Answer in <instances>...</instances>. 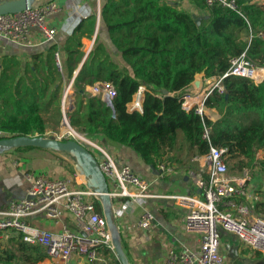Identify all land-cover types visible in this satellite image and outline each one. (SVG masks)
Listing matches in <instances>:
<instances>
[{
	"label": "trees",
	"instance_id": "16d2710c",
	"mask_svg": "<svg viewBox=\"0 0 264 264\" xmlns=\"http://www.w3.org/2000/svg\"><path fill=\"white\" fill-rule=\"evenodd\" d=\"M183 1L106 0L101 20L121 61L99 36L88 53L83 48L82 39L95 34V14L67 36L69 50L60 64V46L55 41L31 52L26 63L17 55L2 56L0 129L8 136L57 131L63 117L64 83L72 81L75 106L68 113L69 122L88 138L103 136L131 147L154 167L164 164L172 169L195 168L193 157L211 145L227 147L232 170L258 164L264 172V157L256 160L258 151H264V80L256 83L242 75L225 76L223 91L214 88L204 101L205 107L218 111L216 120L200 114L196 106L189 110L183 106L198 74L222 76L231 60L244 52L255 64L264 65V36L260 35L264 2L237 0L235 10L189 0L196 12L185 8ZM96 82L114 86L112 105L86 91L87 85ZM141 86L148 89L143 109L131 111L128 104ZM96 208L102 212L99 200ZM256 210L264 214V202H258ZM99 255L107 264H121L114 250L100 247ZM46 257L45 248L21 238L10 239L0 250L2 264H37Z\"/></svg>",
	"mask_w": 264,
	"mask_h": 264
},
{
	"label": "built area",
	"instance_id": "2783aa9c",
	"mask_svg": "<svg viewBox=\"0 0 264 264\" xmlns=\"http://www.w3.org/2000/svg\"><path fill=\"white\" fill-rule=\"evenodd\" d=\"M205 2L208 6L219 4L238 9L237 0ZM60 10L61 6L57 0H37L29 9L0 15V36L24 46L53 42L57 29L49 25L48 20ZM260 35L264 36V32ZM58 63L60 64L59 60ZM228 75L246 76L259 83L264 80V65L255 64L245 52L242 53L231 60V66L224 75L211 77L217 81L204 92V95L189 93L185 95L183 106L188 110L196 106L197 111L204 114L205 99L216 87L223 91L221 80ZM100 83L101 87H94L96 94L111 104L116 89L109 82ZM72 87L73 83L70 81L63 99L64 119L68 118L70 109L75 106V99L72 94L70 96ZM147 90L145 86L139 88L132 100L131 111H142ZM190 98L192 99L189 100ZM6 135V132L0 129V138ZM204 137L209 138V129L205 130ZM100 149L102 154L101 156L97 154L96 157L106 176L114 201L116 198L127 197L130 201L142 202L148 197L159 196L149 192V181L137 174L129 164H118L104 148ZM227 157V147L213 145L207 152L193 157L194 163L200 166L197 181L202 190L201 196L161 195L188 206L189 212L184 227L188 231L200 234L198 248L186 247L179 251L173 247L168 248L163 264H223L225 256L221 252L222 230L237 237L246 248L264 255V215L248 203L251 194L247 191L246 185L252 179V174L249 169H243L241 175L229 174ZM160 168L162 177L171 171V168L164 164H160ZM26 177L30 182L27 196L12 200L5 210L0 211V250L10 239L21 238L29 245H40L45 248L48 257L53 258L56 264H70L73 254L84 256L89 263L97 261L98 264H107L99 255V249L105 247L114 250L111 232L105 216L96 208L98 194L85 185L80 179V174L76 172L59 178L29 172ZM64 210L75 218L76 230L67 226L60 231L40 229L30 226L25 221L27 216L39 211L58 221ZM155 225L154 213L145 210L138 221V226L151 229ZM225 249L230 251V245L228 244Z\"/></svg>",
	"mask_w": 264,
	"mask_h": 264
},
{
	"label": "crops",
	"instance_id": "0c3cea01",
	"mask_svg": "<svg viewBox=\"0 0 264 264\" xmlns=\"http://www.w3.org/2000/svg\"><path fill=\"white\" fill-rule=\"evenodd\" d=\"M57 1L61 6V10L52 16L48 20V23L57 29L54 41L59 43L60 46V52L57 54L59 62L69 50L67 36L79 22L93 14L97 16L95 34L91 39H82L83 48L88 53L92 49L95 39L99 36L100 41L104 42L110 48L118 61H121V57L112 44L109 33L101 20V9L106 0ZM182 4L191 11L199 12L189 0H184ZM47 45L48 43H40L33 46H24L0 36V59L4 55H17L23 63H26L30 60L29 56L31 52L42 49ZM216 81L217 80L214 78L205 77L204 74L197 75L188 88V93L202 96L207 89L216 83ZM69 82L70 81H66L64 83L61 95L62 106L66 86ZM94 87H101V83L96 82L92 85H87L86 91L90 92L92 95H97ZM72 93H74L73 87L70 91V96ZM132 106L133 102L131 101L128 104V108L131 109ZM204 114L212 120H216L219 117L218 111L214 108L205 107ZM46 133L52 134L54 131L49 130ZM63 133L62 131V134ZM78 140L88 146L95 156L97 154L101 156L102 150L100 148H104L114 157L118 164H129L137 174L149 181V192L159 195L148 197L142 202L130 201L127 197L116 198L114 201L124 248L130 264H163L168 248L173 247L179 251L186 247H199L200 234L188 231L184 227L185 218L189 212L188 206L161 195L192 194L201 196L202 190L197 181V172L200 170V166L195 164V168L181 167L172 169V167H170L171 171L166 172L162 177L160 176V165L154 167L146 163L135 150L127 145L113 142L100 135L95 138L86 137ZM23 154H25L27 158L24 161H18V155L22 156ZM262 157H264V151L259 150L256 160ZM72 162V160H69L68 155L63 152H56L38 147L29 150L11 149L0 153V211L5 210L12 200L27 196V191L30 187V182L26 177L27 173L32 172L34 174H44L59 178L66 177L77 172L74 166L73 170L69 167L73 165ZM64 163L68 166L66 167ZM243 169H249L252 174V179L247 183L246 189L251 194L248 203L253 205L256 210V204L258 202H264V172L260 169L258 164H255L253 167H244L235 170L229 167V174L241 175ZM255 185H257V187H255ZM145 210H150L155 215L156 225L151 229L138 226V221ZM25 221L30 226L52 231H60L65 226L73 230L77 229L75 218L66 210L63 211L58 221L47 217L43 211L35 212L27 216ZM227 235L232 237L233 240V235L230 233L224 234L222 232L221 252L225 256L223 264H230L227 253L232 252V250L226 251L225 249L228 244L231 249H233V246L238 247L237 255L239 259L249 257L254 260L252 264H258V260L263 258L264 255L262 253L261 255H257L258 252L245 248V246L241 245L242 243L236 245V241L234 240V244L227 238L223 240V237ZM223 242H225V244ZM247 249L249 252H247ZM37 264H56V261L51 257H46ZM70 264L90 263L84 256L73 254Z\"/></svg>",
	"mask_w": 264,
	"mask_h": 264
},
{
	"label": "water",
	"instance_id": "95a60500",
	"mask_svg": "<svg viewBox=\"0 0 264 264\" xmlns=\"http://www.w3.org/2000/svg\"><path fill=\"white\" fill-rule=\"evenodd\" d=\"M36 1L37 0H0V15L24 11L31 8ZM167 1L171 4H177L180 2V0ZM201 20L202 16H197L196 22L198 24L201 22ZM163 93L168 94V90L164 89ZM72 95L75 97V91L72 93ZM109 105H112V103ZM73 108L74 106H72L70 110ZM26 146L63 152L73 158L75 170L80 174V177L85 185L92 188L99 196V201L102 206V213L107 220V225L112 236L114 251L118 260L121 262V264H130L128 255L124 248L122 233L115 211L114 200L110 194L106 176L102 171L99 161L93 151L75 137L64 139L56 138L53 135L35 134L19 136L6 135L5 137L0 138V153ZM222 232L224 234L228 233L225 230H222ZM233 240L237 241V237L233 236ZM231 250L236 255L238 254L237 246H233V249ZM240 259L243 260L245 264H252L254 261L249 257ZM258 261V264H264V256Z\"/></svg>",
	"mask_w": 264,
	"mask_h": 264
},
{
	"label": "rangeland",
	"instance_id": "374dc122",
	"mask_svg": "<svg viewBox=\"0 0 264 264\" xmlns=\"http://www.w3.org/2000/svg\"><path fill=\"white\" fill-rule=\"evenodd\" d=\"M257 1H259V2H264V0H257ZM202 74V73H201ZM198 75H200V74H198ZM135 98V97H134ZM68 119V118H67ZM67 119H64V116L62 117V120H61V123H60V125L58 126V128H57V131H54V133H52V134H50V133H46L45 135H53L54 137H56V138H72V137H75L76 139H84V138H86V137H84V136H86L83 132H81L80 130H78L77 128H75V127H73L71 124H70V126H72L80 135H76V134H71V133H69V134H62V126H63V124L66 122V120ZM62 122H63V124H62ZM70 122H69V119H68V124H69ZM64 132V131H63ZM62 134V135H61ZM179 136L180 137H182L183 135H182V132H179ZM15 154V153H14ZM18 157H19V159H18V161H24L27 157H26V155L25 154H23L22 156L20 155H18ZM68 158H69V160H72L73 161V158L71 157V156H69L68 155ZM73 163V162H72ZM64 165L67 167L68 165L66 164V163H64ZM73 166H74V164L73 165H71V166H69V167H71V169L73 170ZM82 180V179H81ZM262 215H264V214H262ZM224 238L226 239H228L232 244H234V241L232 240V237H230L229 235H227L226 237H223V240H224ZM224 244H225V242H223ZM236 243V245H239L241 242H239L238 240L235 242ZM242 245V244H241ZM246 248V247H245ZM244 249V248H243ZM248 250V249H247ZM247 252H249V250L247 251ZM228 255H227V258H228V261H229V263L230 264H244L243 263V261L241 260V259H239V256L238 255H236L234 252H229V253H227Z\"/></svg>",
	"mask_w": 264,
	"mask_h": 264
},
{
	"label": "bare ground",
	"instance_id": "6f19581e",
	"mask_svg": "<svg viewBox=\"0 0 264 264\" xmlns=\"http://www.w3.org/2000/svg\"><path fill=\"white\" fill-rule=\"evenodd\" d=\"M192 98H190L189 100H191ZM190 102V101H189ZM191 102H193V101H191ZM64 126V127H63ZM63 131L64 132H68V133H71V134H76V135H80L77 131H75V129H73L68 123H64L63 124ZM81 136V135H80ZM85 137V136H84Z\"/></svg>",
	"mask_w": 264,
	"mask_h": 264
}]
</instances>
